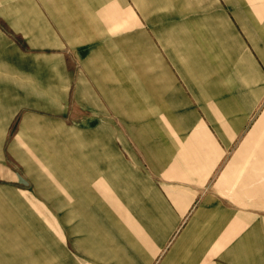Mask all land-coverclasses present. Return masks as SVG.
<instances>
[{
	"label": "crops",
	"instance_id": "1",
	"mask_svg": "<svg viewBox=\"0 0 264 264\" xmlns=\"http://www.w3.org/2000/svg\"><path fill=\"white\" fill-rule=\"evenodd\" d=\"M245 1L186 0L164 36L157 0H0L9 263L264 264V0Z\"/></svg>",
	"mask_w": 264,
	"mask_h": 264
},
{
	"label": "rangeland",
	"instance_id": "2",
	"mask_svg": "<svg viewBox=\"0 0 264 264\" xmlns=\"http://www.w3.org/2000/svg\"><path fill=\"white\" fill-rule=\"evenodd\" d=\"M144 1H148L147 3H145L146 5H147V7H149V3H150V0H144ZM244 1V3H239L240 5L238 6V7H241V8H246V5H245V0H243ZM157 2H158V13H157V16L160 18V22H159V29L160 30H162L163 31V35L164 36H166V30H163L162 29V25L165 23V21H167V20H169L170 22H175L176 21V18H175V16H176V14L174 13V12H177V14L179 13V17H178V20L179 21H182V11H180V9L181 10H183V9H186V7H185V5H186V0H157ZM172 3H174V5L172 4ZM151 4V3H150ZM169 5L170 6H172V7H170L169 8ZM176 5V6H175ZM197 5V4H196ZM219 5H220V3H219ZM222 5H220V7H221ZM175 7L176 8H178L177 10H179V11H174V12H171V10L173 9V10H175ZM223 7V6H222ZM227 10H228V8H227ZM167 12H170V13H167ZM167 13V14H166ZM174 13V14H173ZM151 14H153V12L151 11V13L149 14L148 13V15H147V17H151L152 15ZM229 14H230V12H229ZM186 20L188 19V18H190V19H193L194 20V18H199L198 17V12H186ZM196 20V19H195ZM172 27V26H171ZM159 30V31H160ZM161 32V31H160ZM191 33H193L192 35H190L189 33H188V36L190 37V36H197V32L195 31V30H193ZM241 35H242V33H241ZM173 36H175V35H171L170 34V37H173ZM243 36V35H242ZM191 38V37H190ZM174 40H176V38L174 37ZM178 41V40H177ZM212 99V98H211ZM210 99V100H211ZM215 111H217V112H221L220 111V109L219 108H217V109H214V112ZM200 112L201 113H203V110H200ZM264 112V109H263V106L261 105V107L258 109V110H256V112L254 113V115H253V120H255V116H259L260 117V115L262 114ZM203 116V114H201V118H203L202 117ZM209 123V122H208ZM210 124V123H209ZM206 125V132H208V133H210L211 132V126L210 125ZM205 125V124H204ZM213 125V124H212ZM6 229H7V226H6V224L3 222V221H1L0 222V264H16V263H13V262H11V263H9V237L6 235L7 234V231H6ZM3 234V235H2ZM5 234V235H4ZM17 251H21V249L20 248H15Z\"/></svg>",
	"mask_w": 264,
	"mask_h": 264
}]
</instances>
